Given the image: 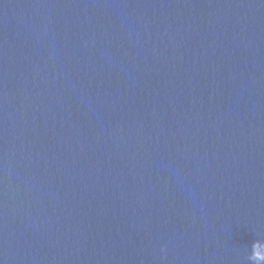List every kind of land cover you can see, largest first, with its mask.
Instances as JSON below:
<instances>
[{"label":"water","instance_id":"95a60500","mask_svg":"<svg viewBox=\"0 0 264 264\" xmlns=\"http://www.w3.org/2000/svg\"><path fill=\"white\" fill-rule=\"evenodd\" d=\"M0 264H264V0H0Z\"/></svg>","mask_w":264,"mask_h":264}]
</instances>
